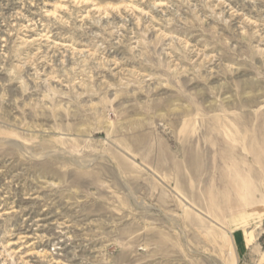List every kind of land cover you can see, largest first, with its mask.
Masks as SVG:
<instances>
[{
    "label": "rangeland",
    "instance_id": "obj_1",
    "mask_svg": "<svg viewBox=\"0 0 264 264\" xmlns=\"http://www.w3.org/2000/svg\"><path fill=\"white\" fill-rule=\"evenodd\" d=\"M264 0H0V264H264Z\"/></svg>",
    "mask_w": 264,
    "mask_h": 264
},
{
    "label": "crops",
    "instance_id": "obj_2",
    "mask_svg": "<svg viewBox=\"0 0 264 264\" xmlns=\"http://www.w3.org/2000/svg\"><path fill=\"white\" fill-rule=\"evenodd\" d=\"M263 230H264V222H263ZM263 234H264V231H263Z\"/></svg>",
    "mask_w": 264,
    "mask_h": 264
}]
</instances>
